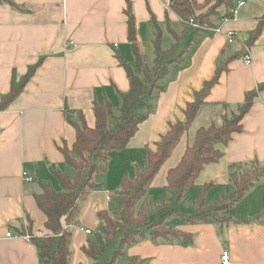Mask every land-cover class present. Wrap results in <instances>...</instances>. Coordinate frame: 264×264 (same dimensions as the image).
<instances>
[{
  "label": "crops",
  "instance_id": "crops-1",
  "mask_svg": "<svg viewBox=\"0 0 264 264\" xmlns=\"http://www.w3.org/2000/svg\"><path fill=\"white\" fill-rule=\"evenodd\" d=\"M130 1L141 53L153 64L157 28L151 18H155L163 33L165 50L174 44L167 24L181 34L182 20L171 10V0ZM205 1L198 0L200 4ZM14 3L16 7L0 4V98L10 93L13 82L21 87L29 70L38 67L19 97L0 112V264H40L33 243L17 235L28 227L27 216L37 234H48L44 230L47 218L37 206L35 195L42 192V184H51L60 191L55 171L73 174L59 151L64 144L72 147L76 140L66 115L83 114L88 126L94 127V104L110 102L118 112L121 94L130 90L119 57L137 73L139 70L128 44V17L124 14L127 0ZM238 11L235 18L224 23L215 18L213 22L222 32L200 35L179 64L168 65L169 74L160 83L164 90L155 94L152 111L140 124L138 133L126 149L110 154L107 173L95 175L101 188L90 194L83 213L71 226L72 264H90L82 248L99 227L96 214L107 211L114 215L112 208L124 177L135 179L137 167L147 169V146L160 141L170 123L186 120L185 108L215 75L218 63L233 59L207 97V105L200 108L193 126L158 173L149 190L152 194L168 193L167 173L181 162L194 143L197 130L212 124L221 126L225 113L237 112L245 94L264 82V30L248 49L253 59L251 65L245 64L243 54H238L264 17V0H246ZM229 31L236 33V44L227 41ZM192 39L193 34L184 36L175 51L164 55V61L173 58ZM166 41L168 48L164 47ZM147 106L144 104L142 109L145 113ZM242 130L227 145L220 146L224 151L221 161L206 166L199 174L197 187L190 196L194 202L204 185H211L205 197L208 206L220 197L232 195V165L255 160L264 165V92L244 118ZM24 172L35 181H26ZM229 213L234 222L224 227L215 222L193 225L175 219L172 225L193 235V241L172 239L153 244L146 237L127 248V254L129 258L145 259L146 264H222V255L227 252L232 264H264V178ZM88 230L91 234L86 233ZM8 233L13 236L7 237Z\"/></svg>",
  "mask_w": 264,
  "mask_h": 264
},
{
  "label": "trees",
  "instance_id": "trees-1",
  "mask_svg": "<svg viewBox=\"0 0 264 264\" xmlns=\"http://www.w3.org/2000/svg\"><path fill=\"white\" fill-rule=\"evenodd\" d=\"M239 0H206L200 4L198 0H171L170 8L182 20L183 31L177 34L167 24L174 44L169 49H163V33L157 27L154 17L151 21L157 28L153 45V64L141 53L138 44L136 29V15L133 12L132 2L127 0V26L129 29L128 44H130L133 58L137 60L138 70L133 69L130 63L119 57L121 67L124 68L129 80L130 90L121 94L122 104L115 114L113 105L106 102L104 105L94 104L95 126L89 127L83 114L66 115L67 122L76 132V140L72 147L67 144L59 147L64 156L67 167L73 174L57 170L54 172L60 186V191L51 184H42V192L35 195L39 209L45 214L47 220L44 230L47 235L37 234L33 222L27 216L26 229L18 234L23 237L31 236V242L36 247L40 264H72L73 262V226L80 218L90 194L101 188L95 181V175L105 174L109 169L110 154L126 149L130 141L136 136L139 126L147 119L152 111V102L155 94L164 90L161 81L169 74L168 65L182 61V56L189 53L196 39L205 33H214L216 27L213 20L221 21L232 19V10L236 8ZM0 4L16 7L14 0H0ZM264 17L259 21L258 27L250 33L245 47L251 49L264 30ZM196 24L197 27H194ZM193 34V39L176 53L173 58L164 61V55L170 54L178 48L184 36ZM240 51L238 54H243ZM238 56H236L237 58ZM235 58V59H236ZM233 59H227L216 66L215 75L203 84L197 91L193 102L188 103L184 110L185 121L170 123V129L161 140L148 147L146 170L137 167L135 179L127 175L121 184L119 196L115 199L110 216L107 211L96 214L99 220L98 229L88 237L87 245L82 248L90 264H101V260L108 248L114 246L111 257L105 264H146L140 257L129 258L127 248L138 244L139 240L149 237L154 244L160 241L169 242L172 239L193 241L194 236L182 232L172 224L167 225L170 217H177L187 224L217 223L221 227L230 225L234 219L230 216L232 210L245 198L256 184L264 178V165L258 160L252 163L234 164L230 176V183L234 189L232 195L218 198L212 206L206 205L205 197L211 185L200 187V192L194 202L196 212H189L179 208L187 198L191 189L197 187V179L202 170L213 163H219L224 157L220 146L227 145L235 134H240L242 122L250 112L256 99L264 92V82L259 83L253 91L247 92L244 102L235 113L226 112L222 125H210L208 128L197 130L194 143L187 148L181 162L167 173V188L171 192V199H161L157 206V217L151 220L148 193L157 178L158 173L167 164L183 136L193 126L200 108L207 105V97L216 85L219 84L228 64ZM29 70L23 79L21 87L14 82L9 94L0 98V112L5 111L19 97L25 84L32 78L36 68ZM144 104H148V111H142ZM115 126H109L110 121ZM261 213L258 214V216Z\"/></svg>",
  "mask_w": 264,
  "mask_h": 264
},
{
  "label": "rangeland",
  "instance_id": "rangeland-1",
  "mask_svg": "<svg viewBox=\"0 0 264 264\" xmlns=\"http://www.w3.org/2000/svg\"><path fill=\"white\" fill-rule=\"evenodd\" d=\"M169 39H171V36H169ZM164 47H167V48L169 47L168 41L165 42ZM145 54H147V53H145ZM145 56L147 57V55H145ZM114 111H115V114L118 113L117 110H114ZM109 126L111 128H113L115 126V122L113 120H111ZM192 192H194L193 189H191V191H189V193L187 194V198L182 202V204H180V206H179L180 209L186 210V211H189V212H196L197 209H196V207L194 205V200H193V198L190 197ZM165 196H167V198H165ZM170 197H171V192L170 191H168V193L167 192H163V193H153V194H152L151 191L149 192V197L148 198H149L150 215H151V220L152 221L155 220L156 217H157V210H156L157 206L156 205L159 204L160 198L168 200V199H171ZM175 219H178V218L177 217L168 218L167 225L168 224H173V221ZM115 244L113 245V247L107 249V251L105 252V254H104V256H103V258L101 260V264H105V261L108 258L111 257V254H112V251L114 250Z\"/></svg>",
  "mask_w": 264,
  "mask_h": 264
},
{
  "label": "built area",
  "instance_id": "built-area-1",
  "mask_svg": "<svg viewBox=\"0 0 264 264\" xmlns=\"http://www.w3.org/2000/svg\"><path fill=\"white\" fill-rule=\"evenodd\" d=\"M246 4V0H239L238 2H237V5H236V8L235 9H233L232 10V15H233V18H235L236 17V15H237V13L239 12L238 10L241 8V7H243L244 5ZM230 19H226V20H224L223 21V23L224 22H227V21H229ZM194 25V27H197V25L196 24H193ZM213 32L215 33V34H218V33H221L222 32V30L220 29V28H218V29H216V30H213ZM226 36H227V41L229 42V44H231V45H233V44H236L237 43V41H236V33L235 32H233V31H229L227 34H226ZM71 46H73V47H75V44L74 43H71L70 44ZM245 50H244V53H243V60H244V62H245V64H247V65H251L252 63H253V59H252V56L249 54V50L245 47L244 48ZM77 113H75V115H76ZM23 177H24V179L26 180V181H29V182H33V181H35V179L33 178V177H31L27 172H24L23 173ZM263 221H264V219H263ZM86 233L87 234H91V231H86ZM13 236V234L12 233H8L7 234V237H12ZM18 237H21V236H19V235H17ZM25 239H28V240H31V236L30 235H26V236H23ZM221 261H222V264H232V263H230V257H229V253H227V252H225L223 255H222V258H221Z\"/></svg>",
  "mask_w": 264,
  "mask_h": 264
}]
</instances>
